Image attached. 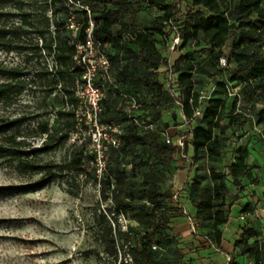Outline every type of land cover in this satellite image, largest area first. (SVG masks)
I'll return each mask as SVG.
<instances>
[{"label": "trees", "instance_id": "obj_1", "mask_svg": "<svg viewBox=\"0 0 264 264\" xmlns=\"http://www.w3.org/2000/svg\"><path fill=\"white\" fill-rule=\"evenodd\" d=\"M76 3L73 0H45L43 5H30L26 9V2L23 0H0V49L6 52L31 54L34 58L45 55L53 63L52 67L45 66L38 71L35 67L29 69L21 65L9 67L0 64V107L11 106L14 100L34 87L41 91L42 103L46 107L49 108V101L53 105L58 103L63 106L62 110L57 111L60 118L58 125L41 120L37 122L35 128L30 126L26 128V132H32L26 133V140L40 137L43 141L40 147L31 151H22L25 143L18 141V138L25 136L20 133L17 125L27 122V118L16 119L0 127V133L4 136V142L0 145V158L18 161L26 170V174L42 175L37 183L0 187V195L34 192L56 181L64 180L69 174L90 175L86 169L88 157L84 150L74 149L60 162H39L36 159L41 154L64 149L80 126L87 129V117H80L78 114L81 106L86 105L85 99L78 94L79 87L84 84L86 69L78 60L81 57L79 47L86 45L90 34L95 45L110 60L111 74L119 57L108 55L107 50L109 48L115 51L124 50L129 61L119 72L120 76L125 82L135 81L141 77L144 88L151 98V106L155 110L150 124L157 126L148 131L154 137L150 144L138 134V125L132 124L134 126L132 130L118 137L124 142L121 152L132 154L137 159L139 158L136 155L137 146H144L147 147L145 150L149 157L157 162L172 161L174 156L179 154L186 164L188 160L182 156L181 149L173 144H167L165 136L163 143L157 139L158 123L163 119L165 108L175 106L182 115L181 125L186 126V120L189 121L184 153L193 150L196 156L220 158L226 140L224 135L234 122L241 119L242 111L237 112V106L235 107L237 101L230 99L227 91L225 98L212 96L209 99H202V94L206 92L196 89L195 77L203 75L215 79L222 76L228 68L223 69L220 66V59L226 57L228 64L231 61L236 64L227 83L243 84L242 93L249 99L259 92L257 88L264 86V24L258 27L256 21L264 20V0H173L171 3L168 0H141V3L163 13V17L155 21L151 27L141 30L128 27L114 30L116 24L133 13V3L130 0H83V3L88 5L86 9L76 7ZM183 3H186V9H183ZM53 6L56 9L52 10ZM70 16H73L79 25L76 34L68 28ZM176 35L180 36V44L175 48V52L183 51L192 44L199 47L203 43L215 51L201 66H196V57L190 52L172 62V69L177 76V86L169 89L166 84V72L163 69L170 66V59L160 46L162 42L172 45ZM28 50H31V53H28ZM33 71H36L34 75ZM100 81L98 84L95 83V86L102 93H109L110 102L124 101V98L129 96L135 98V95L121 94L106 78ZM227 83H224L225 90ZM230 101H233L231 111ZM99 103L101 109L103 104H110L103 98ZM66 105L70 109H67ZM228 112L230 117L233 116L231 117L233 121L224 125V120L229 116ZM64 116L66 120L63 121ZM244 116L246 120V114ZM258 123L264 126V108L258 112ZM16 127L17 131L11 132ZM167 127L169 128V125ZM179 132L176 131L174 135L166 134L174 140L175 136L181 135ZM29 148L30 145L26 143V150ZM249 156L248 150L239 149L237 162L230 163L227 172L211 169L209 176L215 183L212 187H201L195 182L193 190L189 193L190 180L184 186V195L197 209L198 219L204 225H211V232L207 234H202L198 226V235L204 237L206 241L208 239L217 249L223 244V227L230 222L233 207L242 199L245 192V180L253 179ZM103 176L104 179L100 181L101 194L104 199H112L117 215L134 213L136 209L132 201L123 195L128 188L127 169L110 163ZM228 180L236 187L235 193L228 186ZM175 193L176 189L171 194H166V200L163 201L152 199L153 208L143 205L134 214L140 224H148L155 231L156 242L159 245L153 243L152 235H147L143 242H136L130 250L135 264H159L161 252H170L175 243L178 245L176 253L181 255L182 259L177 258L174 264H189L184 261L185 255L179 247L177 237H172L171 234L175 224L185 217L183 204L174 200ZM155 194L158 195L157 191ZM250 204L245 205L240 214H253L254 210H250ZM262 225L258 217L246 220L241 226L242 235L235 242V247L240 248L242 254H249L255 264H264ZM251 239H254L252 243ZM153 245L160 248L154 251ZM108 246L112 250L116 249L113 237L109 240ZM229 264L236 263L231 259Z\"/></svg>", "mask_w": 264, "mask_h": 264}, {"label": "rangeland", "instance_id": "obj_2", "mask_svg": "<svg viewBox=\"0 0 264 264\" xmlns=\"http://www.w3.org/2000/svg\"><path fill=\"white\" fill-rule=\"evenodd\" d=\"M23 1L26 2V9H28L30 5H43L45 0ZM73 1L77 2L75 6L80 9L88 7L83 0ZM130 1L133 3V13L116 24L114 30L123 27L145 29L163 17L161 11L141 3V0ZM172 1L168 0L170 3ZM182 7L186 9V3H183ZM225 7L227 8L228 5ZM54 9L56 8L53 6L52 10ZM256 23L258 27H261L264 20H257ZM68 28L73 34L78 32L79 25L73 16L68 19ZM171 46L163 42L160 46L164 48V54L171 62L190 52L196 57V66L205 64L215 51L204 43L199 47L192 44L185 50L176 52L170 50ZM226 50L228 51V47ZM28 53H31V50H28ZM107 53L119 57V61L114 65L115 69L112 74L110 71L109 78L99 70L95 83L98 84L101 79L106 78L117 87L121 94L135 95V98L129 96L124 98V101L110 102L109 93L101 92L104 101L110 104H103L102 114L99 116V113L97 117L98 128L89 106L90 97L85 94L86 105L81 106L78 114L80 117H87V129L80 126L64 149L41 154L36 158L39 162H60L74 149L84 150L88 157L86 169L90 175L69 174L64 180L56 181L34 192L0 195V264H135L130 252L131 248L136 242H143L147 235H152L153 243L157 244V234L148 224H140L134 214L143 205H147L150 209L153 208L152 199L166 200L165 195L171 194L179 185V175L183 171L189 174L191 182L188 186L189 193L193 190L195 182H198L201 187H212L215 183L211 181L209 171L216 169L218 172H227V166L237 162L239 149L249 151V165L253 168V179H246L244 182L243 197L250 201V210L264 207V126L258 123V112L264 108V86H259L257 88L259 92L251 99L243 94L240 103L241 119L234 122V125L224 135L226 140L220 158L209 159L205 155L196 156L194 151L190 150L187 153L186 164L183 163L179 154L175 155L172 161L160 163L149 157L145 150L147 147L137 146L136 155L139 158L135 159L134 155L121 152L124 145L122 140L118 147L110 146L104 153L106 169L110 163L127 169L128 188L123 195L132 201L136 209L134 213L124 217L118 216L112 199H104L101 194L100 181L104 179V176L99 178L97 171H94L96 169L95 159L99 155L97 141L100 140V134H102L101 143L105 142V145H108L104 138L105 135L108 138L119 137L128 130H132L134 127L132 124H137L138 134L145 139L147 144H150L154 137L148 131L153 129L150 128L151 126H155L150 124L155 110L151 106V98L144 88V81L141 77L135 81L125 82L120 76L119 72L129 61L124 50L115 51L109 48ZM0 64L9 67L21 65L29 69L35 67L37 71L45 66L52 67L53 65L51 59L45 55L41 58H34L31 54L6 52L1 49ZM235 67L236 64L231 61L226 73L215 79L197 75L195 77L196 89L205 90L208 95L215 89L213 96L225 98L224 83H227ZM34 73L36 71H33V75ZM236 103L235 107H238V102ZM48 104H50L49 108L42 103L41 91L34 87L14 100L11 106L0 107V127L16 119H28L27 122L17 125L20 133L25 136L18 138V141L25 143L21 148L22 151H31L40 147L43 142L40 137L26 140V133H32L26 132V128L29 126L35 128L37 122L41 120L49 121L51 125L60 123L57 111L62 110L63 106L58 103L53 105L51 101ZM66 108L70 109L68 105ZM231 108H233V101L229 102L230 111ZM229 114L230 112L227 115ZM245 114H251L254 118L249 121L248 118L245 120ZM231 117L229 115L223 124L228 125L233 121ZM62 120H66V117L64 116ZM136 120L138 122L135 123ZM181 123L182 115L178 108L166 107L163 119L158 123V141L163 143L166 133L174 135L176 131H180L182 136L185 135L187 126H182ZM17 127L11 132H16ZM3 137L0 133V145L4 142ZM179 137L175 136L174 140L177 141ZM26 143L30 145L27 150ZM41 177L42 175L26 174V170L16 160L0 158V187L33 184L39 182ZM227 184L235 193L236 187L230 180ZM246 214L243 213V215ZM233 223L237 224L235 220ZM171 234L172 237H177L174 231ZM112 237L116 242L115 250L108 246ZM176 246L178 247L177 243L168 253L161 252L159 264H174L177 258L182 259L181 255L176 253Z\"/></svg>", "mask_w": 264, "mask_h": 264}, {"label": "built area", "instance_id": "obj_3", "mask_svg": "<svg viewBox=\"0 0 264 264\" xmlns=\"http://www.w3.org/2000/svg\"><path fill=\"white\" fill-rule=\"evenodd\" d=\"M74 27V26H73ZM180 44V36L176 35V38L174 39L172 46H171V51L175 52V48ZM79 54L81 57L79 58V63L81 66H83L86 69L85 75L83 77L84 84L79 87L78 89V94L85 99L84 95L88 94L89 95V106L91 110L93 111L92 113L94 114V122L95 125H98L97 117L98 114L102 111L100 107V100L103 98V95L100 91L99 88L95 86V77L97 75V72L100 70L104 73L105 77H110V70H111V63L110 60L108 59L107 55L95 45L91 34L89 35L88 41L85 46L79 47ZM172 62L170 61V66L168 68L163 69L166 72V84L169 89H174L177 86V79H176V74L174 73L172 69ZM228 59L226 57H222L220 59V66L223 69L228 68ZM213 91L208 95L207 93L202 94V99H209L213 96ZM226 91L227 95L230 99H233L238 102V107H237V112H241V107L240 103L243 98V84H238L234 82H228L226 84ZM175 93V92H174ZM173 93V94H174ZM135 104V103H134ZM199 115L200 113L197 112ZM246 117L248 119H253L254 117L251 114H246ZM186 126L189 125V121L186 120L185 122ZM99 128V126H97ZM150 128H154L151 126ZM165 140L167 144H173L177 146L179 149L182 150V156L184 158H188L187 154L184 153L185 147H186V140H187V135H183L182 137H179L177 141H174L172 137L168 134H165ZM264 136V135H263ZM105 140L107 141L108 145H105V142L101 143L102 141V134H100V140L97 141V147H98V157H96V171L98 174L99 178H102V176L105 173L106 170V159L104 156V153L108 150V148L111 146L118 147L120 145V140L118 137H107L106 135L104 136ZM185 187H176V193L174 195V200L175 201H180L181 202V197L184 194ZM184 209V215L188 219V221L191 224V229L193 232L194 236H199L198 235V225L196 223V219L193 218L189 212ZM120 217H124L125 215H119ZM242 220L245 219V216L241 217ZM208 243L210 241L207 239ZM211 244V243H210ZM153 249L157 250L158 246L153 245ZM231 261L230 257H227V262L229 263ZM248 264H255L253 261L249 262Z\"/></svg>", "mask_w": 264, "mask_h": 264}, {"label": "crops", "instance_id": "obj_4", "mask_svg": "<svg viewBox=\"0 0 264 264\" xmlns=\"http://www.w3.org/2000/svg\"><path fill=\"white\" fill-rule=\"evenodd\" d=\"M188 172L183 171L179 175V187H184L189 181ZM177 186V187H178ZM181 203L189 214L196 219L197 225L200 227L202 234L211 232V225L205 224L198 219L197 209L183 194L181 197ZM250 203L248 198H244L235 204L230 222L223 227V244L220 249L213 247L208 243L204 237L194 236L191 224L186 217L181 218L174 228V234L177 236V241L181 250L184 251V261L189 264H229L227 257L233 259L236 264H248L253 259L249 254H242L240 248L235 247V242L240 239L242 235V224L248 219H261L264 230V207L254 209L253 214H240L242 206ZM245 216L242 220L241 217ZM235 220L234 224L233 221ZM254 239L250 240L252 243Z\"/></svg>", "mask_w": 264, "mask_h": 264}]
</instances>
